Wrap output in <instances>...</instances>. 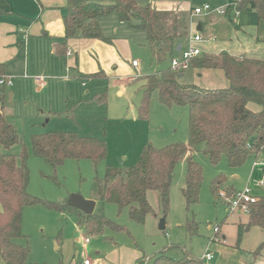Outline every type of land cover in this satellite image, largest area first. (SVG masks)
Returning a JSON list of instances; mask_svg holds the SVG:
<instances>
[{"label": "rangeland", "instance_id": "obj_1", "mask_svg": "<svg viewBox=\"0 0 264 264\" xmlns=\"http://www.w3.org/2000/svg\"><path fill=\"white\" fill-rule=\"evenodd\" d=\"M162 1L175 4L171 10L181 11L180 15L186 16L192 7L207 4L219 8L220 5L232 4L233 0ZM142 5L151 6L148 0H143ZM188 16V25L195 24L198 19L207 22V25L214 24L212 16ZM131 23L136 24V19ZM232 26L228 19L221 24L222 31ZM208 27L203 34H208ZM100 29L102 35L111 41L118 39L127 43V46H122L121 63L117 70L113 69L114 74L130 73L133 60L139 64L138 71L142 78L138 79L139 74L129 78L128 81L134 82L123 85L122 96H117V87H113V82L119 86L123 84L121 78L113 82L103 78L79 79L75 72L69 71L66 61H63L62 70L56 71L61 78L56 83L48 84L44 78L48 72L45 67H32L22 73L20 79H13L11 87L4 88L3 114L15 128L20 142L8 150L0 148V153L14 156L19 166L22 148L27 150L28 159L24 164L28 173L27 192L42 202L61 206L73 195L92 200L95 178L102 179L108 168L123 172L128 170L137 163L147 146L161 149L188 142L186 107L163 106L157 94L153 93L146 118L139 116L144 94L143 77L169 67V61L165 65H158L146 45L145 34L120 22L115 14L101 19ZM40 77L44 78L42 85L36 80ZM192 79L193 74L190 72L185 74L184 81H179L192 84ZM66 80L70 83H66ZM46 132H71L81 138L102 140L106 145V159L99 164L90 160L67 159L62 165L51 167L44 160L36 158L30 147L32 135ZM192 156L202 169V182L198 201L189 209L181 194L186 173V163L182 160L174 171L166 217L162 214L158 194L152 191L147 193V201L153 214L147 215L143 224L131 221L127 209L119 210L113 204L95 200L93 213H102L106 219L124 228V231L105 227L101 234H94L78 225L80 217L75 211L65 208L60 212L39 203L23 209L21 231L24 237L16 239L14 243L29 249L27 264H82L87 257L92 262L102 260L104 264H123L131 250L141 254L139 260L144 264L161 251L173 259H181L186 255L200 259L209 245L214 255L212 264H254L252 255L258 263L264 257V248L256 252L260 244L256 245L257 236L251 232L241 238L238 249H229V257H221L219 245L223 246L228 241L227 246L234 247V243H237L235 225H244L248 216L244 213H227L225 204L228 200L247 185L255 197L257 194L264 197V186H252L255 182H264V168L258 167L259 171L255 175L252 173L253 163L261 162L262 159L251 156L235 170L228 166L224 157L217 165H212L202 153V146L196 147ZM251 175L252 184H249ZM216 180H220L221 185L212 191ZM256 198L258 201L261 197ZM162 221L164 230L159 229ZM216 227L217 238L212 244ZM253 247L256 256L249 253ZM0 264H4L1 259Z\"/></svg>", "mask_w": 264, "mask_h": 264}, {"label": "trees", "instance_id": "obj_2", "mask_svg": "<svg viewBox=\"0 0 264 264\" xmlns=\"http://www.w3.org/2000/svg\"><path fill=\"white\" fill-rule=\"evenodd\" d=\"M143 0H67L63 14L64 43L57 45V55L66 53L65 42L76 37L85 40H101L111 43L102 35L99 19L115 14L118 20L130 28L145 34L146 45L158 65H165L177 54L178 44L187 36L186 19L173 12H158L142 5ZM239 12L234 22L233 11ZM225 18L238 29L241 26H257L264 19V0H233L226 8ZM136 19L137 23L132 24ZM191 69L220 70L228 85L223 89H203L183 84L180 74L166 66L159 73L143 77L144 94L139 116L146 118L150 96L157 94L163 106L186 107L188 110V142L156 149L145 147L137 163L126 171L108 168L102 179L95 178L92 186L93 199L113 204L119 210L127 209L128 217L143 224L153 209L147 201L148 192H156L164 217L169 211V190L174 171L182 160L186 163L185 184L181 189L187 209L198 201L202 182V169L192 156L193 150L202 146V153L212 165L222 157L231 169L240 168L249 157L264 156V60L236 59L227 53L202 54L191 62ZM3 65H0V78ZM89 78H103L97 73ZM3 88V87H2ZM0 91V148L10 149L20 142L13 125L3 114L4 90ZM104 98V96H102ZM254 105L258 110L253 111ZM60 116V115H59ZM31 152L51 167L60 166L67 159L90 160L94 164L104 161L106 145L95 138H81L71 132H46L32 135ZM16 158L0 153V259L4 264H27L29 249L14 243L24 237L21 231L22 212L25 207L44 203L57 211L65 208L79 215L78 225L89 233L101 234L105 227L124 231L102 213L84 215L70 206L68 199L56 205L42 202L27 192L28 173L25 161L27 150L23 147ZM212 191L221 185L214 181ZM215 191V190H214ZM248 216L244 225L237 226V243L251 227L263 232V239L256 252L264 248V197L247 205ZM214 239L217 235L214 234ZM213 239V240H214ZM213 242V241H212ZM139 260V259H138ZM150 262V263H149ZM203 264L200 259L186 255L173 259L165 251L158 252L145 264ZM135 264H144L136 261Z\"/></svg>", "mask_w": 264, "mask_h": 264}, {"label": "crops", "instance_id": "obj_3", "mask_svg": "<svg viewBox=\"0 0 264 264\" xmlns=\"http://www.w3.org/2000/svg\"><path fill=\"white\" fill-rule=\"evenodd\" d=\"M148 2L151 5L149 7L155 11L181 14V11L171 10L175 4H171L170 2L162 0H148ZM66 5L67 0H0V65H3L2 76L12 77V80L15 78L20 79L21 74L28 72L32 67H45L48 72H46L44 78H46L48 84L56 83L58 80H61L56 71H61L63 61H66L69 71L75 72L79 79H95L88 76L97 73H102L103 79H108L112 82L119 81L121 78L123 84L119 83L121 84L119 86L117 82H113V87H117L115 91L116 95L122 96L124 84L134 82L128 81V79L135 74L140 75L138 71L139 67L132 68L130 73L128 72L125 75H118L113 72V69L117 70L121 63L122 46H127L126 42L112 39L114 41H111V43H105L101 40H85L76 37L65 42L66 53L64 55H57L55 52L56 46L64 43L63 14ZM226 6L229 5H220L219 7ZM193 8L189 9V15ZM188 14L181 16L186 19L188 27L187 36L178 44L181 48L186 47L189 36L199 33L203 38V42L200 44L203 54L217 55L224 52L236 59L264 60V19L257 26H241L238 29L232 26L231 28L227 27L228 29L225 32L222 31L223 28L221 27V24H224V21L227 19L225 17L212 14L211 16L215 25H207V22L200 19L195 24L188 25ZM103 18L105 17L99 19V26L100 20ZM207 26H209L207 29L208 34L205 35L203 32H205ZM67 51L71 53V56H67ZM190 72L193 74L192 80L194 83L191 84L185 81L183 84H191L210 90L223 89L228 85L224 73L220 70L190 68L179 76L180 80L184 79L185 74ZM140 78H142V75L138 79ZM43 79L40 77L36 80H41L43 84ZM66 83H70L69 80H66ZM42 84L40 83L39 85ZM4 88L2 89L4 90ZM10 96L9 94V98ZM250 109L253 111L258 110L254 105H251ZM252 157L260 158L262 159L261 161H264L262 154ZM257 169L260 168H252L254 175L259 171ZM262 173L264 174V169H262ZM249 182V184H252V175ZM252 186L254 188H261L264 184L255 182ZM256 197H263V195L257 194ZM233 224L235 225V222ZM235 227L237 231V226L235 225ZM220 230L222 233V229ZM250 232L257 236L256 245L258 246L263 239L262 230L258 227H251L243 236L248 235ZM222 235L227 238L224 233ZM227 245L228 241L223 246L219 245L222 249L220 251L222 258L224 255L229 257V249L239 248L238 243L236 245L234 243V247H228ZM209 248L211 249L210 245ZM254 248L249 250L250 255L254 254ZM140 255L136 250H131L123 264H135ZM252 257L251 261L254 264H264V257L258 263L256 257L253 255ZM91 264H104V262L102 260L98 262L91 261Z\"/></svg>", "mask_w": 264, "mask_h": 264}, {"label": "built area", "instance_id": "obj_4", "mask_svg": "<svg viewBox=\"0 0 264 264\" xmlns=\"http://www.w3.org/2000/svg\"><path fill=\"white\" fill-rule=\"evenodd\" d=\"M226 7L212 8L207 4H204L201 7L193 8L190 12V17H201V16H211L212 14L219 15L224 17L226 12ZM239 17L238 11H233V19L234 22L237 21ZM203 42V38L199 33H195L187 38V45L185 48L179 49L176 55H173L169 59V70L175 74H183L191 68V62L197 58H199L203 51L200 47V44ZM67 56H71V53L67 51ZM133 68H138L139 64L137 61H132L131 63ZM42 84V81L39 80ZM0 86L1 87H10L12 86V77L2 76L0 78ZM263 167L264 161L253 163V167ZM260 184H264L263 181H260ZM257 201V198L253 195L252 190L249 186H246L242 191H239L235 194L233 198L228 200L226 205L227 213H244L248 214L247 205L253 204ZM218 227L214 229V234L217 235ZM214 239V238H213ZM211 240V242L213 241ZM216 239V238H215ZM87 243L88 240L86 239ZM201 262L203 264H212L214 260V255L209 248V246L204 250L201 258ZM82 264H91L90 259L87 257L83 260Z\"/></svg>", "mask_w": 264, "mask_h": 264}, {"label": "water", "instance_id": "obj_5", "mask_svg": "<svg viewBox=\"0 0 264 264\" xmlns=\"http://www.w3.org/2000/svg\"><path fill=\"white\" fill-rule=\"evenodd\" d=\"M180 46H177L176 51H179ZM70 206L74 209L79 210L84 215H91L95 208V201L93 200H85L79 195H73L70 198L69 202ZM160 230H164V224L163 221L160 223Z\"/></svg>", "mask_w": 264, "mask_h": 264}]
</instances>
